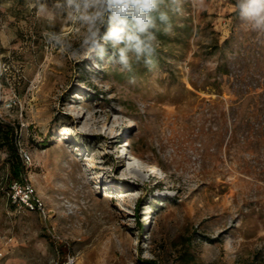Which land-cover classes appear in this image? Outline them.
Wrapping results in <instances>:
<instances>
[{
  "label": "rangeland",
  "instance_id": "1",
  "mask_svg": "<svg viewBox=\"0 0 264 264\" xmlns=\"http://www.w3.org/2000/svg\"><path fill=\"white\" fill-rule=\"evenodd\" d=\"M34 3L0 0V264H264V35L235 0H185L135 83L47 44L80 25Z\"/></svg>",
  "mask_w": 264,
  "mask_h": 264
},
{
  "label": "clouds",
  "instance_id": "2",
  "mask_svg": "<svg viewBox=\"0 0 264 264\" xmlns=\"http://www.w3.org/2000/svg\"><path fill=\"white\" fill-rule=\"evenodd\" d=\"M185 0H35L38 17L54 24L76 21L79 38L69 40L60 31H45L47 44L73 61L88 59L129 75L135 83V66L150 72L157 68L159 33H173L172 17L183 13ZM234 8L242 25L264 35V0H235Z\"/></svg>",
  "mask_w": 264,
  "mask_h": 264
},
{
  "label": "built area",
  "instance_id": "3",
  "mask_svg": "<svg viewBox=\"0 0 264 264\" xmlns=\"http://www.w3.org/2000/svg\"><path fill=\"white\" fill-rule=\"evenodd\" d=\"M21 156L25 163L29 162L30 156L28 153L24 152ZM6 193L9 199L19 207H23L30 211H36L43 218L49 216V210L44 199L36 190L30 177L25 173L10 181ZM73 262V259L70 260L71 264H73Z\"/></svg>",
  "mask_w": 264,
  "mask_h": 264
},
{
  "label": "trees",
  "instance_id": "4",
  "mask_svg": "<svg viewBox=\"0 0 264 264\" xmlns=\"http://www.w3.org/2000/svg\"><path fill=\"white\" fill-rule=\"evenodd\" d=\"M2 134L5 137V140L8 143L11 144V146L13 147V149L17 148L16 147V135H15V129H14V127H12L10 125H5V127H3ZM12 173H13V177L14 178H18L19 175L21 174L20 168L18 166L14 165L13 166Z\"/></svg>",
  "mask_w": 264,
  "mask_h": 264
}]
</instances>
